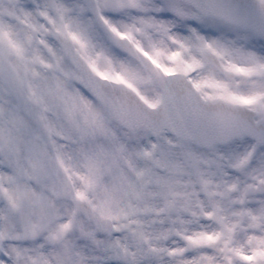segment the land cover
<instances>
[{
    "label": "snow or ice",
    "instance_id": "obj_1",
    "mask_svg": "<svg viewBox=\"0 0 264 264\" xmlns=\"http://www.w3.org/2000/svg\"><path fill=\"white\" fill-rule=\"evenodd\" d=\"M0 264H264V0H0Z\"/></svg>",
    "mask_w": 264,
    "mask_h": 264
}]
</instances>
